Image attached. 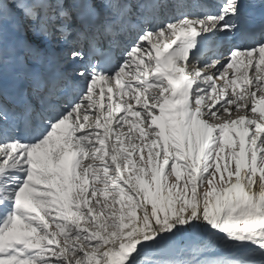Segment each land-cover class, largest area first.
I'll return each mask as SVG.
<instances>
[{
	"label": "snow or ice",
	"instance_id": "6c2138e0",
	"mask_svg": "<svg viewBox=\"0 0 264 264\" xmlns=\"http://www.w3.org/2000/svg\"><path fill=\"white\" fill-rule=\"evenodd\" d=\"M138 7L0 0V264H264V29Z\"/></svg>",
	"mask_w": 264,
	"mask_h": 264
},
{
	"label": "bare ground",
	"instance_id": "6f19581e",
	"mask_svg": "<svg viewBox=\"0 0 264 264\" xmlns=\"http://www.w3.org/2000/svg\"><path fill=\"white\" fill-rule=\"evenodd\" d=\"M237 35H238V30H237L236 36H233L230 39H223V38H221L219 40V42L225 41V43L229 44L230 47L235 46V44L233 42H234L235 38L237 37ZM170 39H173V37H169L168 34H165V36L163 38H161V44H159V49H158L161 53H164L165 52L164 44H167V43H165V41H167L169 43L170 42ZM239 46L240 47H243L242 45H239ZM153 54L155 56V52ZM250 72H251V70H250ZM249 74H251V73H249ZM122 83H124V80L123 79H122ZM96 87H98V90H100L101 87H103L104 88V94L106 95V97L108 95V87H111L113 89V101L115 102L118 99V97L115 94L116 93V85H115V82H113L112 85H110V86L104 84L103 82L102 83H98L96 85ZM231 251L232 250H228L227 252H225V251H218V252L211 253L209 255L212 256V257H222L223 256V253H225L226 255L230 256ZM221 252H222V254H221ZM230 257H235V256H230Z\"/></svg>",
	"mask_w": 264,
	"mask_h": 264
},
{
	"label": "rangeland",
	"instance_id": "374dc122",
	"mask_svg": "<svg viewBox=\"0 0 264 264\" xmlns=\"http://www.w3.org/2000/svg\"><path fill=\"white\" fill-rule=\"evenodd\" d=\"M96 2H97V4H98L100 7L103 6V0H96ZM160 40H161V39H160ZM154 41H155V43H158V40H157L156 38H153V43H154ZM156 41H157V42H156ZM159 44H161V42H160ZM222 46H223V44L220 45V47H222ZM223 47H224V50H225V52H226V46L224 45ZM153 56H154V54H153ZM238 70H239V71H238ZM231 71H232V70H231ZM236 71H237V75L239 76V75L241 74V72H242V69L239 68V69H237ZM229 72H230V70H229ZM250 75H251V74H250ZM126 77H127V76H126ZM128 79H129V78H128ZM133 83H135V82H133ZM220 84H222V81H218V86H219ZM241 87H243V85H241ZM96 89H97V91H99V90H98V87H97ZM237 91L239 92V91H240V88L237 89ZM230 92H231V88L228 89V94H230ZM213 95H215V94H213ZM104 96H106V95L104 94ZM96 98H97V100L99 101V96H97ZM101 102L104 103L105 106H106V103H107L106 98H104V100L101 101ZM126 146H127V145H126ZM167 171H168V169L166 168V169H165V172H167ZM258 176H259V174H257L256 179H258ZM184 178H185V177L182 176V180H181V182H183V179H184ZM153 190H154V189H153ZM221 254H222V252H221ZM223 256H226V254L223 253ZM230 258H236V257H230Z\"/></svg>",
	"mask_w": 264,
	"mask_h": 264
}]
</instances>
